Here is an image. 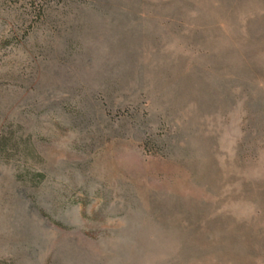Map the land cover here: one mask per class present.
Here are the masks:
<instances>
[{
	"label": "rangeland",
	"instance_id": "374dc122",
	"mask_svg": "<svg viewBox=\"0 0 264 264\" xmlns=\"http://www.w3.org/2000/svg\"><path fill=\"white\" fill-rule=\"evenodd\" d=\"M0 264H264V0H0Z\"/></svg>",
	"mask_w": 264,
	"mask_h": 264
}]
</instances>
